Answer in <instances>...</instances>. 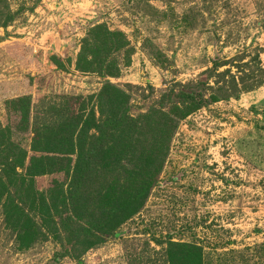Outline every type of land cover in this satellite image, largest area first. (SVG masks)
Listing matches in <instances>:
<instances>
[{"label":"rangeland","instance_id":"obj_1","mask_svg":"<svg viewBox=\"0 0 264 264\" xmlns=\"http://www.w3.org/2000/svg\"><path fill=\"white\" fill-rule=\"evenodd\" d=\"M188 88L200 102L175 103ZM21 97L32 101L26 131L9 107ZM81 108L89 123L90 112L104 120L110 167L85 182L75 209L76 156L27 178L29 190L12 185L37 236L24 238L0 207V264H183L175 245L199 253L196 264H264V0H0L10 157L0 162L24 150L14 171L25 177L34 120L57 124ZM126 113L128 124H111ZM100 134L89 126L81 140ZM67 215L119 236L54 262Z\"/></svg>","mask_w":264,"mask_h":264},{"label":"trees","instance_id":"obj_2","mask_svg":"<svg viewBox=\"0 0 264 264\" xmlns=\"http://www.w3.org/2000/svg\"><path fill=\"white\" fill-rule=\"evenodd\" d=\"M118 93L120 94V92ZM199 96L201 95L195 94V92L188 88L184 91H181L179 95H175L174 97L176 98L174 99V102L181 104L200 102L201 99H199ZM171 102H173V100ZM9 104V107L10 109L12 108V111L20 114V128L22 127V129H25V131L28 130L30 114L32 112L31 98H17L11 100ZM97 109L99 114H102L99 106H97ZM53 110V113L56 115L59 113V110H56L55 108ZM83 110L84 109L81 108L80 112L69 113L67 117L63 118V120L57 124H52L46 121L39 123L37 120H34L32 124V143L30 147V152L32 155L26 168L25 177L19 176L18 173L14 171V169L15 167H23L27 153L24 150H18L19 161L17 164H15L13 160L9 159V151L6 152L5 147L2 146V143H4L2 142L3 135H6V133L0 127V152L6 153V155L9 157H4L2 159L3 161L0 162L1 165L7 168V170L3 171L6 181L2 179L4 176L0 175V207L8 218V221H11L10 223H12L15 228H20L22 224H24V226H22L21 233L24 238L28 236L31 238L37 236L35 229L36 224L28 217V214H25L24 206H19L14 202V199L10 197L9 188L12 185L21 186V190L23 191L29 190L31 185L28 184L27 178L32 179L53 174L61 168H58V166H60L63 162H71L73 156H76V172H74L75 174L72 177L73 184L70 190V194L74 196V202H72L71 208L75 209L77 208L76 206L81 199V192L86 190V186L84 185L85 182L90 181V184L92 185V182H96L101 176H103V174L105 176L106 173H103V171L106 169L107 172V169L110 167L111 163L109 164V149L105 148V143L107 142V132L101 130L100 127V123L104 120L96 119L94 114L90 112V116H92L90 119H92V121L89 123L88 119L84 120L83 118ZM127 114L128 113L123 115L124 117H121L123 119L114 117V119L111 120V124L113 125V123H116L115 126L128 124L130 119ZM89 126L96 129L97 132H101L99 137L96 139L93 137V141L91 143H87L83 139L81 140L85 133L88 132ZM101 156L103 157V160H100L99 162L98 158ZM104 160L108 162L103 164ZM57 168L58 170H56ZM15 181H19L20 184L16 185ZM4 197L5 200L2 203ZM31 205L32 208L36 207L34 203H31ZM64 212L69 213L67 206L64 207ZM44 213L45 211L43 208L41 210V214ZM114 213L116 212L114 211ZM101 223L102 222L96 219L92 220L88 226H75L72 223V220H69V216L67 215L65 220L61 223V229L67 237V244L65 248H62L61 252L55 255L53 261L58 262L59 260L66 257L69 253L67 250L69 246H79L80 244L86 243L89 238L98 239L99 237H102L104 241L107 240V238H118L119 235L117 233H111L108 232L109 230H103L104 227ZM20 230L21 228L19 231ZM98 231H101V234H95V232ZM175 246L181 250L178 254V259L187 260L183 264H196V259H199V253L195 256V254L190 251V249H185V246ZM175 260H177L176 257Z\"/></svg>","mask_w":264,"mask_h":264}]
</instances>
